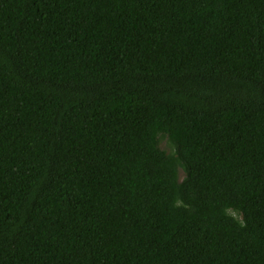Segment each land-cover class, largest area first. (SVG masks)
<instances>
[{
  "label": "trees",
  "instance_id": "obj_1",
  "mask_svg": "<svg viewBox=\"0 0 264 264\" xmlns=\"http://www.w3.org/2000/svg\"><path fill=\"white\" fill-rule=\"evenodd\" d=\"M0 264H264V0H0Z\"/></svg>",
  "mask_w": 264,
  "mask_h": 264
}]
</instances>
